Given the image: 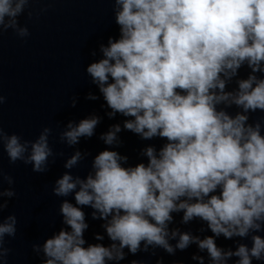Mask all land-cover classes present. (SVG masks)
<instances>
[{
	"label": "clouds",
	"instance_id": "1",
	"mask_svg": "<svg viewBox=\"0 0 264 264\" xmlns=\"http://www.w3.org/2000/svg\"><path fill=\"white\" fill-rule=\"evenodd\" d=\"M34 2L0 0V37L9 30L21 40L31 35L19 17L27 11L32 19ZM110 2L118 35L99 44L100 58L85 71L103 97L105 115L124 119L99 134L106 147L83 177L72 170L91 153L77 146L96 135L102 117L70 120L59 132V142L74 149L52 185V194L63 198V227L34 243L33 253L42 256L41 264H120L129 254L161 249L174 256L195 245L191 259L197 264L206 257L208 264H264V116L253 119L264 113V0ZM85 98L100 97L89 92ZM4 102L0 94V106ZM52 131L44 127L28 140L0 124V148L10 164L20 161L43 174L64 156L50 145ZM122 131L163 143L146 144L130 164L116 150L123 146ZM14 183L0 166V264L12 251L5 238L17 234L16 215H3L16 196ZM86 207L92 220L102 221L95 243L85 238ZM194 221L202 224L199 233L211 235L181 227ZM220 237L235 247L219 246Z\"/></svg>",
	"mask_w": 264,
	"mask_h": 264
}]
</instances>
